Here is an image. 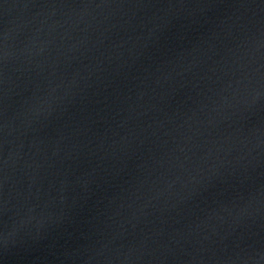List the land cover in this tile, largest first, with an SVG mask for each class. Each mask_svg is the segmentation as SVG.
Segmentation results:
<instances>
[{
	"label": "water",
	"instance_id": "water-1",
	"mask_svg": "<svg viewBox=\"0 0 264 264\" xmlns=\"http://www.w3.org/2000/svg\"><path fill=\"white\" fill-rule=\"evenodd\" d=\"M0 264H264V0H0Z\"/></svg>",
	"mask_w": 264,
	"mask_h": 264
}]
</instances>
